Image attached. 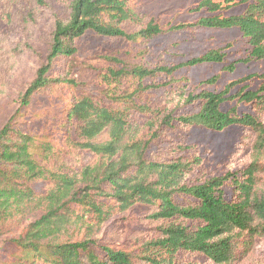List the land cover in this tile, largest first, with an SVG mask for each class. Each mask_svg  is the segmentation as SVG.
I'll list each match as a JSON object with an SVG mask.
<instances>
[{
    "label": "trees",
    "instance_id": "16d2710c",
    "mask_svg": "<svg viewBox=\"0 0 264 264\" xmlns=\"http://www.w3.org/2000/svg\"><path fill=\"white\" fill-rule=\"evenodd\" d=\"M35 1L43 0H5L0 12L8 29L0 31V102L25 54L10 31L34 33L42 14ZM243 3L242 14L225 16L230 0H203L190 12L206 16L194 23L163 28L150 21L139 28L144 19L129 0L73 1L69 18L56 23L46 63L0 128V253L6 250L0 264H264V258L247 263L264 241V74L220 92H189L185 79L175 78L184 67L226 65L232 46L173 67L99 57L103 89L72 99L66 117L77 126L66 135L67 150L19 123L35 95L75 84L71 71L84 38L121 47L187 30L237 29L250 46L249 61H263L264 0ZM233 63L223 70L234 72ZM254 81L257 90L250 88ZM166 88L160 104L146 100ZM232 126L243 136L228 171L210 176L199 147L186 143L189 131ZM38 182L50 186L38 193Z\"/></svg>",
    "mask_w": 264,
    "mask_h": 264
},
{
    "label": "rangeland",
    "instance_id": "374dc122",
    "mask_svg": "<svg viewBox=\"0 0 264 264\" xmlns=\"http://www.w3.org/2000/svg\"><path fill=\"white\" fill-rule=\"evenodd\" d=\"M4 1L0 0V12L4 8ZM74 0H43L34 2L42 12L34 33L30 36L20 28L11 30V40L22 46L25 50L20 66L12 79L9 94L0 102V128L15 115L19 108L22 96L29 84L36 78L37 71L46 63L51 45L52 34L58 20L69 18L70 8ZM203 0H129L131 8L144 19V28L150 21H154L163 28L175 24H190L206 16L203 11L199 14L190 12ZM224 3L226 0H214ZM232 8L225 12V16L242 14L247 8L243 0H230ZM36 6V7H37ZM8 31L0 25V31ZM133 31V28L130 29ZM78 55L74 60L71 74L74 75L75 84L69 89H48L35 95L30 106L24 110V116L19 119L21 127L30 134L44 136L54 142L60 149L67 150L65 138L69 130H75L77 124L69 122L66 117L67 108L72 99L84 93L96 94L103 87L95 72L96 66H102L99 57L108 55L120 59L130 66H144L154 68L157 65L173 67L184 64L192 58L198 57L210 50H217L232 46L228 50L229 57L226 65L208 64L193 68H181L175 75L176 79H185L189 92L222 91L227 85L252 74H264L263 61H249L250 46L237 29L231 30H187L178 33L162 35L160 37L131 43L126 46H116L113 42H105L95 38H84L78 42ZM234 62V63H233ZM236 64L234 72L224 71V66ZM213 85H204V82L218 77ZM161 79V78H160ZM161 81V80H160ZM248 84V83H247ZM260 81H254L250 88L257 90ZM161 89L146 97L150 103L158 105L163 101L165 90ZM233 105H224L226 111ZM238 112H249L245 106H238ZM243 136L240 127H229L223 132L216 133L205 129L193 128L189 131L187 144L197 145L201 151L204 165L210 176H224L228 171L230 156L236 151L237 145ZM68 152V151H67ZM66 160L73 161L71 153H65ZM238 166H235L237 169ZM50 184L38 182L33 189L44 193ZM227 193L230 196L231 190ZM30 218L17 231L6 234L7 238L17 236L23 228L33 221ZM1 246V245H0ZM5 251H1V259H5ZM10 254V252H8ZM7 253V254H8ZM264 258V241L258 243L253 249L247 263Z\"/></svg>",
    "mask_w": 264,
    "mask_h": 264
}]
</instances>
